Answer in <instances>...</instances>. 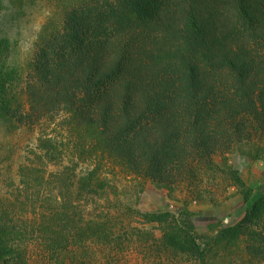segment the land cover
<instances>
[{
  "label": "trees",
  "instance_id": "1",
  "mask_svg": "<svg viewBox=\"0 0 264 264\" xmlns=\"http://www.w3.org/2000/svg\"><path fill=\"white\" fill-rule=\"evenodd\" d=\"M11 43L0 35V117L17 127L63 115L78 157L95 165L77 179L63 171L34 177L39 186L59 184L58 193H101L107 181L98 166L108 160L171 188L182 170L214 165L224 141L231 149L264 133V0H74L42 26L25 75L8 63ZM40 148L57 156L52 137L40 138ZM33 169L20 168L24 185ZM228 173L249 200L238 171ZM72 204L67 194L48 217L28 221L0 202V264H32L36 241L55 255L76 235H100L87 234V217ZM138 214L199 264L240 242L264 260V193L239 222L212 234H200L186 209Z\"/></svg>",
  "mask_w": 264,
  "mask_h": 264
},
{
  "label": "rangeland",
  "instance_id": "2",
  "mask_svg": "<svg viewBox=\"0 0 264 264\" xmlns=\"http://www.w3.org/2000/svg\"><path fill=\"white\" fill-rule=\"evenodd\" d=\"M73 1L3 0L0 35H8L14 44L9 65L25 75L42 26L50 17L59 20ZM23 83L21 80L17 85ZM20 96L26 101L23 91ZM12 123L0 117V202L16 219L41 221L69 194L77 213L87 217L83 225L87 234L89 229L100 234L76 235L55 255L45 253L36 241L29 248L32 264H199L168 247L162 239V227L143 220L138 211L170 210L178 214L186 209L200 234H212L239 222L264 193L263 132H253L231 149H226L224 141L212 155L214 165H198L195 175L182 170V177L171 188L160 187L150 177L108 160L98 166L107 181L101 193H79L77 186L74 193H58L59 184L39 186L34 177L63 171L68 178L77 179L95 166L78 157L68 121L59 114L53 119L43 118L36 125L14 127ZM46 136L58 143L55 157L40 148V138ZM27 164L35 169L33 175L29 174L31 183L24 185L20 168ZM230 170L238 171L251 190L249 200L244 199L243 189L231 178ZM244 245L240 242L228 251L217 247L209 256L214 264H264V260L250 258Z\"/></svg>",
  "mask_w": 264,
  "mask_h": 264
}]
</instances>
